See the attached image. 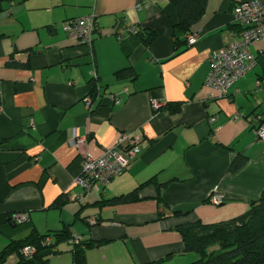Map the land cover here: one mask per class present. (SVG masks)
<instances>
[{
    "label": "crops",
    "instance_id": "obj_1",
    "mask_svg": "<svg viewBox=\"0 0 264 264\" xmlns=\"http://www.w3.org/2000/svg\"><path fill=\"white\" fill-rule=\"evenodd\" d=\"M240 1L207 0L193 26L197 41L175 48L178 14L170 0H3L0 214L26 212L41 232L70 223L78 237L100 240L87 249L88 264L198 259L185 249L178 224L234 217L264 189V138L252 121L260 113L264 123V37L251 45L256 63L225 96L211 95L205 85L211 54L241 37L233 12ZM92 12L93 43L71 38L63 21ZM131 24L155 30L152 43L129 31L121 42L112 31ZM12 58L21 64H8ZM128 65L136 77L117 78L115 71ZM93 76L103 94L89 106ZM177 102L178 112L163 108ZM123 130L147 140L131 166L91 190L76 184L84 155H100ZM238 153L248 158L231 171ZM152 176L160 190L151 182L139 200L97 204ZM214 189L223 193L219 204L209 199ZM61 194L68 202L51 207ZM63 247L53 255L56 264H72L70 246Z\"/></svg>",
    "mask_w": 264,
    "mask_h": 264
},
{
    "label": "trees",
    "instance_id": "obj_2",
    "mask_svg": "<svg viewBox=\"0 0 264 264\" xmlns=\"http://www.w3.org/2000/svg\"><path fill=\"white\" fill-rule=\"evenodd\" d=\"M170 1L175 5L178 14V19L173 25V37L175 48H179L188 42L187 35L192 33L194 24L203 16L207 0ZM2 2L3 0H0V11L4 9ZM94 13L95 29L91 44L98 30L97 14ZM66 20L63 21V28ZM240 26L242 31L243 26L241 24ZM121 28L113 27L112 31L123 42L126 34L119 37L118 30ZM134 36L149 45L155 39L156 32L155 30L140 28L134 33ZM8 64L21 63L12 58ZM115 75L119 79L126 77L133 79L136 77L137 72L132 65H128L117 69ZM90 82L89 95L92 97V102H94L103 94L102 84L99 77L95 76L91 78ZM163 108L175 113L181 109V103H169ZM261 122L263 123V118H261ZM247 158L244 154H236L230 164V170L239 169ZM151 182H154L160 190L159 182L152 176L127 192L98 199L97 204L104 206L139 200L142 187ZM68 198L67 194L59 195L53 201L51 207L62 208L68 202ZM160 198V200H163L162 197ZM177 212L175 211V213ZM14 213L16 212L0 214V233L9 237L7 244L0 250L1 263H5L7 257L15 254L16 257L12 264H49L51 257L64 251L63 246L68 244L70 246L68 249L72 254V264H88L87 249L100 243V240L94 238L80 237L79 241H76L77 235L73 233L70 223H65L60 228L41 232L32 225L30 218V220L15 221L13 219ZM26 228H30L28 234L19 238L13 237L14 232H22ZM177 228L181 233L185 249L194 250L200 255L198 259L185 264H264V189L258 198L250 202L245 211L234 217L214 222H203L200 219L184 221L179 223ZM47 237L51 238L49 242L46 240ZM28 243L36 247L33 255L29 257L24 256L22 253V248ZM158 262V260H151L139 264H157Z\"/></svg>",
    "mask_w": 264,
    "mask_h": 264
},
{
    "label": "built area",
    "instance_id": "obj_3",
    "mask_svg": "<svg viewBox=\"0 0 264 264\" xmlns=\"http://www.w3.org/2000/svg\"><path fill=\"white\" fill-rule=\"evenodd\" d=\"M234 16L238 23L243 26L241 37L238 40L226 44L211 54V67L205 79V85L212 89L211 95L219 96L227 94L228 87L244 76L256 63V55L251 45L256 40L264 37V0H241L234 6ZM64 28L69 36L81 43L91 44L95 29V13L80 17L69 18L64 22ZM139 27L136 24L123 27L118 30L119 37L124 36L128 31L137 32ZM198 35L188 34L190 43L196 42ZM215 94V95H216ZM115 98L114 95H112ZM89 106L92 104V97L86 96ZM117 102L120 97L115 98ZM153 107H160V103L154 100ZM0 104V113L2 111ZM235 114L234 118H238ZM261 115L254 114L252 117L253 126L260 138H264V124L261 122ZM147 140L131 131H120L116 142L103 149L98 156L90 153L84 155L82 171L74 178L76 184L86 190H91L96 183L106 184L116 175L127 170L133 159L137 156ZM82 198V195L77 197ZM210 201L219 204L223 201V193L214 189L210 194ZM15 221L28 220L26 212H16L13 215ZM90 220H95L90 218ZM80 237L75 240L79 241ZM48 242L50 237L46 239ZM36 247L33 244H26L22 248L24 256H32Z\"/></svg>",
    "mask_w": 264,
    "mask_h": 264
},
{
    "label": "rangeland",
    "instance_id": "obj_4",
    "mask_svg": "<svg viewBox=\"0 0 264 264\" xmlns=\"http://www.w3.org/2000/svg\"><path fill=\"white\" fill-rule=\"evenodd\" d=\"M23 236H25V235L21 234V231L13 233V237H15V238H19V237H23ZM8 241H9V237L6 234L0 233V250H2L4 248V246L7 244ZM55 256H57V255H55ZM55 256L51 257V259H50L51 263L49 262V264H56V258L57 257H55ZM15 257H16L15 254H11L9 257H7V260L5 263L0 262V264H12L15 260Z\"/></svg>",
    "mask_w": 264,
    "mask_h": 264
}]
</instances>
